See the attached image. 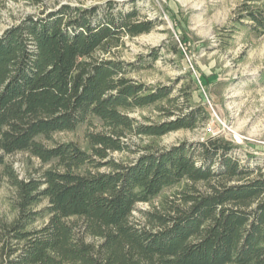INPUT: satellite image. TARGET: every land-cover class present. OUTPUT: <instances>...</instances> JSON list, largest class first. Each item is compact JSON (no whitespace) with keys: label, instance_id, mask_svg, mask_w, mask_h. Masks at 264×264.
<instances>
[{"label":"trees","instance_id":"1","mask_svg":"<svg viewBox=\"0 0 264 264\" xmlns=\"http://www.w3.org/2000/svg\"><path fill=\"white\" fill-rule=\"evenodd\" d=\"M116 6L63 3L0 33V176L16 210L0 221V264H264L263 168L222 136L158 144L210 115L191 87L133 77L142 58L117 48L156 22ZM236 24L264 33V0L241 3ZM147 108L159 118L132 115ZM83 124L86 147L56 139ZM18 152L35 173L16 172ZM139 203L151 207L137 217Z\"/></svg>","mask_w":264,"mask_h":264},{"label":"rangeland","instance_id":"2","mask_svg":"<svg viewBox=\"0 0 264 264\" xmlns=\"http://www.w3.org/2000/svg\"><path fill=\"white\" fill-rule=\"evenodd\" d=\"M107 1L43 0V4H35L29 0H0V33L25 15L38 14L44 8ZM114 1L116 10L127 11L135 6L142 17L156 22L151 32L126 37L125 44L117 48L126 61L139 64L142 58L143 64L133 71V77L149 84L174 85L176 94L191 87L193 101L205 105L210 115L194 129H180L160 137L158 144L169 147L182 141L198 142L222 136L238 145L233 156L264 171V33L259 35L245 25L234 26L238 8L245 0ZM154 49L161 53L157 60L151 61L149 53ZM132 115L152 119L160 116L153 108L138 109ZM88 128V124H83L55 137L86 147ZM113 155L125 158L123 153ZM9 160L21 177L35 173V168L41 165L40 160L23 152L10 155ZM172 191L168 189L165 193ZM13 198L14 188L0 176V221L16 215ZM159 199L154 200L155 204ZM150 207V203H139L134 213L140 217L139 210Z\"/></svg>","mask_w":264,"mask_h":264}]
</instances>
